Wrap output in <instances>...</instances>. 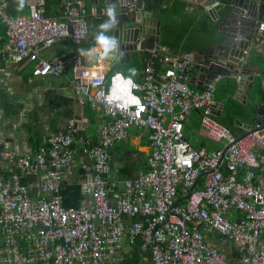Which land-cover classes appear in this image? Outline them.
<instances>
[{"label":"built area","instance_id":"obj_1","mask_svg":"<svg viewBox=\"0 0 264 264\" xmlns=\"http://www.w3.org/2000/svg\"><path fill=\"white\" fill-rule=\"evenodd\" d=\"M11 1L0 0L6 30L5 36L0 32L2 61H39L35 77L62 76L69 55L45 60L41 50L64 39L86 42L88 18L98 16L97 9L88 12L70 3L55 19L42 4H32L28 14L10 15ZM262 32L258 27L254 42L261 41ZM250 51L249 45L243 63ZM197 57L195 51H153L141 81L121 72L107 74L101 58L85 64L78 55L71 57L78 104L101 106L108 121L92 143L81 135L79 120L70 118L36 155L15 159L18 172H0V264H124L137 240L146 264H264V123L240 137L219 123L213 110L222 75L203 90L193 89L190 73ZM195 110L201 111L206 135L220 144L218 150H197L185 138L184 122ZM131 128L149 131V165L119 192L111 149L127 140ZM77 152L83 156L78 175ZM42 170L35 201L22 177ZM70 178L80 187L77 208L63 204ZM223 238L235 246L231 254L222 248Z\"/></svg>","mask_w":264,"mask_h":264},{"label":"crops","instance_id":"obj_2","mask_svg":"<svg viewBox=\"0 0 264 264\" xmlns=\"http://www.w3.org/2000/svg\"><path fill=\"white\" fill-rule=\"evenodd\" d=\"M58 1L52 7H46L44 0H27V9L18 14H28L30 5L42 4L48 17L61 19L66 6L72 2ZM150 2L152 8L157 9L155 18L160 21L159 28L157 27L160 35H146L144 39L142 38V42L146 41L148 48L130 53L129 57H122L120 54L112 57L110 53L102 50L99 43L97 44L98 35L103 34L113 38L114 31L119 26L117 23H111L112 18L108 16L106 8L102 9L99 4L89 0H84V3L76 2L84 5L88 12L92 8L99 12L98 16H90L88 19L90 36L87 41L75 45L70 40L64 39L40 52V58L45 60H53L61 54L69 55L62 76L35 77L33 72L38 67L39 61L7 65L0 56V172L3 176L18 172L14 164L15 159L24 154L36 155L39 148L45 144L48 135L64 130L70 118L78 119L82 127L81 135L92 143H96L99 129L108 121V118L99 105L78 104L71 85L74 77V63L71 59L73 55H78L85 64L93 63L101 58L103 69L107 74L121 72L125 75L123 72L127 70L130 76L125 75L126 77L141 81L143 68L153 51L166 54L195 51L198 55V65L190 73V86L198 90V86L206 84L207 78L199 71L198 66L207 63L210 56L220 50V45L226 44L225 40L228 36L223 35L226 33L223 29L226 23H221L225 21L224 17L210 16L201 6L191 2L185 3L183 0H151ZM133 15L136 19V14ZM105 22H109L110 26L107 29L100 28L99 25ZM147 27L155 30L154 25H147ZM245 29L248 30V28ZM96 30L100 32L98 35L94 34ZM1 33L5 36L6 30ZM250 48L249 58L246 63L241 62L237 78L222 75L221 80L216 84L214 96L217 106L214 118L237 137L243 136L256 124L264 123V120L259 117L260 112L264 110V36L258 43L252 38ZM122 53L125 54V52ZM119 65H122L123 72L117 70ZM137 65L138 69L131 70ZM240 76L243 81L239 82ZM219 110L221 115L217 116ZM184 135L197 150L215 151L220 148L218 142L206 135L202 127L201 111H192L186 118ZM78 152L74 164L76 169L81 168L83 160L82 154ZM111 153L113 180L117 184L116 189L122 192L127 179H134L140 171L148 169L151 154L149 131L145 128H131L127 140L113 146ZM44 172L42 170L34 177H22V181L32 187L31 193L35 201L40 196ZM73 181L75 179L70 178L65 185ZM80 199L78 207L81 206ZM221 241L227 249L225 239ZM2 245L3 238L0 236V247Z\"/></svg>","mask_w":264,"mask_h":264},{"label":"water","instance_id":"obj_3","mask_svg":"<svg viewBox=\"0 0 264 264\" xmlns=\"http://www.w3.org/2000/svg\"><path fill=\"white\" fill-rule=\"evenodd\" d=\"M63 1L65 2V0ZM68 1L72 3H76L77 1L84 3V0ZM89 1L99 4V7L102 9L113 8L114 20L119 27L114 31V45L107 51L112 57L116 54H120L122 57H129L130 53H136L139 49L144 50L145 47L148 48L147 42H142V38L144 39L146 35H160L159 30H157L160 21L155 18L157 9L152 8L151 0ZM183 1L201 6L210 16H215L216 18L223 16L226 23L223 26L224 32L226 31L223 35L228 36V39L225 40L226 44L220 45V50L212 54L207 63L203 64V66H198L199 71L207 78L206 84L198 86V90H203L216 75H231L237 78L243 51L250 45L258 27H262V36H264V0ZM133 14H136V19ZM260 24L263 25L259 26ZM147 25H154L155 30L147 27ZM245 28H248V30ZM120 36H122L121 39ZM102 50L105 52L103 47ZM122 52H125V54ZM238 81H243V78L240 76ZM221 110L217 112V116L221 115ZM213 113H216L215 110H213ZM260 113V119L264 120V110Z\"/></svg>","mask_w":264,"mask_h":264},{"label":"trees","instance_id":"obj_4","mask_svg":"<svg viewBox=\"0 0 264 264\" xmlns=\"http://www.w3.org/2000/svg\"><path fill=\"white\" fill-rule=\"evenodd\" d=\"M45 1V5L46 7H52L54 4L58 3V0H44ZM27 0H23V7L20 8V0H12L9 4L8 7V14L10 15H17L18 13L24 12L27 9V4H26ZM89 19V18H88ZM225 21H222L221 23H223ZM1 24V22H0ZM2 25V24H1ZM0 25V30L1 32H5V27L2 25ZM90 36V33H89ZM89 38V37H88ZM98 44V42H97ZM96 44V45H97ZM121 66L119 65L117 67V70H121ZM135 68H132L131 70L134 69H138V65L134 66ZM122 71V70H121ZM123 72V71H122ZM126 76H130V74L126 71L123 72ZM75 173L76 175L81 173L80 169H75ZM75 181H73V183L69 184V185H65V190L63 192L65 198H64V206H73V207H78L80 202L79 199H82V196L80 195V187L77 183L76 178H74ZM68 184V183H67ZM80 199V201H81ZM127 246V244H125ZM132 252V255L129 256L127 255L124 259V264H142V258L140 256V240H137L136 244L133 246V250H130ZM143 264H146L145 262Z\"/></svg>","mask_w":264,"mask_h":264},{"label":"clouds","instance_id":"obj_5","mask_svg":"<svg viewBox=\"0 0 264 264\" xmlns=\"http://www.w3.org/2000/svg\"><path fill=\"white\" fill-rule=\"evenodd\" d=\"M19 7L20 8L23 7V0H20ZM107 14H108V16L110 18H112L111 23H115L114 12H113V8L112 7H108L107 8ZM109 26H110L109 22L101 23L99 25V27L102 28V29H107ZM96 39H97L99 45H101L104 48L105 52H107L114 45V42H115L113 38L106 37L103 34L98 35L96 37Z\"/></svg>","mask_w":264,"mask_h":264},{"label":"rangeland","instance_id":"obj_6","mask_svg":"<svg viewBox=\"0 0 264 264\" xmlns=\"http://www.w3.org/2000/svg\"><path fill=\"white\" fill-rule=\"evenodd\" d=\"M100 32L98 31V30H96V31H94V34L95 35H98ZM227 246L228 247H226L227 249H225L224 248V246H222V248L225 250V252H227V253H231V252H233V251H235L236 250V248H235V246L234 245H229L228 243H227Z\"/></svg>","mask_w":264,"mask_h":264}]
</instances>
